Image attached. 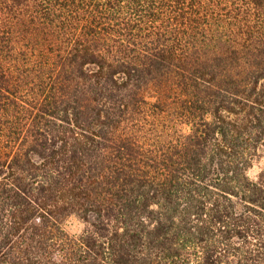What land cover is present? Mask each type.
Instances as JSON below:
<instances>
[{"label": "trees", "instance_id": "obj_1", "mask_svg": "<svg viewBox=\"0 0 264 264\" xmlns=\"http://www.w3.org/2000/svg\"><path fill=\"white\" fill-rule=\"evenodd\" d=\"M262 157L264 0H0V264H264Z\"/></svg>", "mask_w": 264, "mask_h": 264}, {"label": "rangeland", "instance_id": "obj_2", "mask_svg": "<svg viewBox=\"0 0 264 264\" xmlns=\"http://www.w3.org/2000/svg\"><path fill=\"white\" fill-rule=\"evenodd\" d=\"M263 166H264V157H262V159L261 158L256 159L253 166L248 171L249 176L255 178ZM66 226L70 232L75 234L79 233L83 228L82 223L75 217L69 218L66 223Z\"/></svg>", "mask_w": 264, "mask_h": 264}]
</instances>
